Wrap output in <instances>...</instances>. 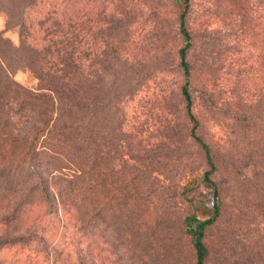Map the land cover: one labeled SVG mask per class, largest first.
I'll list each match as a JSON object with an SVG mask.
<instances>
[{
	"label": "trees",
	"instance_id": "16d2710c",
	"mask_svg": "<svg viewBox=\"0 0 264 264\" xmlns=\"http://www.w3.org/2000/svg\"><path fill=\"white\" fill-rule=\"evenodd\" d=\"M179 1L166 0L176 10L182 39L181 101L175 105L180 109L177 123L187 120L191 127L184 139L180 129L172 136L195 141L206 158L204 179L214 186L211 215L199 220L196 229L184 230L192 234L195 264H210L212 247L206 237L221 223L223 197L228 195L219 174L224 180V171L234 162L251 165L254 171H239L242 182L233 193L239 208L230 217L243 222L253 211L250 216L264 220V185L257 183L256 171L264 166V53L251 51L261 64L255 71L258 82L252 85L257 94L253 102L240 103L235 90L226 95L223 87L209 89L210 82L197 75L192 59L193 0H183L181 11ZM155 2L148 10L136 11L127 5L129 0H0V16L5 17V28L0 29V264H138L143 254L127 241L128 234H138V228L139 234L145 230L151 236L156 229L165 231L159 217H146L147 211L152 216V209L168 212L163 221L168 222L170 212L142 183L148 179L149 164H132L130 177L116 184L110 182L108 170L119 165L124 154H135L136 145L130 143L136 133L132 122L127 128V106L131 111L133 102L142 105L138 92L153 81L160 83L167 70V65L156 64V56L134 62L127 55L132 24L139 16L154 15ZM229 2L233 17L244 21L249 16L252 28L261 26L252 12L256 7L263 11L264 0ZM251 29L242 33L252 35ZM8 30L17 32V40L5 34ZM171 54V49L166 52ZM201 67L217 75L216 66L204 62ZM19 71L33 73L35 87L18 82L14 76ZM242 73L239 70V76ZM199 103L231 113L233 140H248L249 149L242 155L234 151L232 163L200 133L195 111ZM234 106L238 109L231 112ZM138 155L141 162L144 156ZM8 255L6 262L2 256Z\"/></svg>",
	"mask_w": 264,
	"mask_h": 264
},
{
	"label": "rangeland",
	"instance_id": "374dc122",
	"mask_svg": "<svg viewBox=\"0 0 264 264\" xmlns=\"http://www.w3.org/2000/svg\"><path fill=\"white\" fill-rule=\"evenodd\" d=\"M151 2L152 0H129L127 5L136 11L141 10L139 7L148 10ZM154 4V15L147 16L148 18L139 16L137 22L132 24V40L128 45L130 52H127V55L134 57V62L156 56V64L167 65V70L160 83L153 81L151 86L145 85V88L138 92L142 105L133 102L134 108L131 111L130 105L127 106V128L132 122L133 131L136 133V138L134 137L130 144L136 145V150L134 156L124 154L120 164L114 169L108 167L109 180L112 184L120 183L122 179L130 177L132 164L141 167L148 163L150 177L142 183L150 188L151 198L156 202L162 201L164 207L167 205L170 209L168 222H163L167 221L165 216L168 212L157 213L152 209L151 217L148 211L146 213L149 220L159 217L165 231L156 229V235L151 236L145 230L139 234L138 228V234H128L127 241L132 246L136 243L137 250L143 254L138 264H195L196 252L191 242L192 234L186 233L184 229H196L199 220L211 215L214 186L204 179L208 165L198 144L193 140L192 143L187 140L180 142L172 136L175 129H180L179 131L184 133V139L189 135L191 127L187 120L183 124L177 123L181 120L177 116L180 109L175 105L180 100L178 88L183 81L178 57L182 39L177 29L176 10L173 5L167 4L166 0H157ZM179 4L181 11L184 9L183 0H180ZM193 8L189 21L195 36L192 59L197 66V75L202 80H208L209 89L214 92L223 87L226 95H229L235 90L239 92H235V95L240 103L253 102L257 94L252 85L258 82L255 71L259 72L261 64L254 61L251 51L264 53V10L259 7L254 9V22L261 21V26L252 28L249 16L244 21L240 20L238 15L232 16L233 7L229 0H193ZM4 28L5 17L0 16V29ZM249 29L252 30V35L242 33ZM154 32L166 35H155ZM5 34L17 40L18 34L15 30H8ZM251 42H257L255 48L251 46ZM170 49L172 54L166 55ZM204 62L216 66L217 75L213 69L204 71L201 67ZM239 70L243 72L241 76ZM261 74H264V69ZM14 77L28 87L33 88L37 84V79L29 71H19ZM212 77L219 83H215ZM233 109L238 108L234 106L231 112ZM195 111L201 120L200 133L214 149L221 152L226 161L232 163V156L236 159L234 151L241 152L242 155L249 149L247 139H240V142L233 140L235 134L230 126L235 125V121L230 117L231 113L205 108L200 103L195 106ZM165 132L169 135L162 134ZM138 152V156H144L141 162L137 158ZM252 168L251 165L247 167L234 162L230 170L224 171V180L222 174H219L220 181L223 182L221 188L225 189L228 195L225 199L223 197L225 203L224 214L219 220L221 223L211 228L206 237L207 244L212 247L210 264H264L262 216H250L253 211L248 212L244 223L230 217L239 208L233 194L242 182L239 171L252 175ZM256 171L260 173L257 183L264 185V166ZM66 172L70 174L73 170L66 169ZM220 200L222 201V198ZM192 213L195 217L189 218ZM254 214L261 215L257 211H254ZM232 220L234 222L231 223ZM182 236H185L184 239ZM2 257L6 262L11 259L9 255Z\"/></svg>",
	"mask_w": 264,
	"mask_h": 264
}]
</instances>
